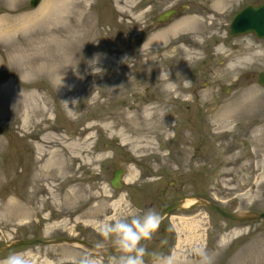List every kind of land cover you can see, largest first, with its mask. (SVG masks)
Returning <instances> with one entry per match:
<instances>
[{"label":"rangeland","instance_id":"1","mask_svg":"<svg viewBox=\"0 0 264 264\" xmlns=\"http://www.w3.org/2000/svg\"><path fill=\"white\" fill-rule=\"evenodd\" d=\"M255 1L0 0V248L31 239L95 245L94 222L129 203L159 213L193 196L230 213L264 212V40L229 35L234 15ZM248 56L262 58L231 66ZM163 73L180 78L173 90ZM57 139L69 145L68 168L43 178ZM119 169L124 185L114 190ZM163 223L166 237L160 226L143 243L149 252L183 258L202 245L215 264H264V220L236 224L202 207ZM20 251L32 264H75L87 252L20 246L0 260Z\"/></svg>","mask_w":264,"mask_h":264},{"label":"clouds","instance_id":"2","mask_svg":"<svg viewBox=\"0 0 264 264\" xmlns=\"http://www.w3.org/2000/svg\"><path fill=\"white\" fill-rule=\"evenodd\" d=\"M94 223L102 239L94 248L79 253L75 264H193L192 257H196L195 264H215L214 254L202 245L193 247L183 258L175 249L169 253L149 252L143 241L151 240L162 224V216L152 208L140 210L129 203L126 213ZM105 241H110L119 255L111 254ZM104 252L110 253L106 259ZM146 256L151 257L150 262ZM0 264H32V260L28 251H20L9 254Z\"/></svg>","mask_w":264,"mask_h":264},{"label":"water","instance_id":"3","mask_svg":"<svg viewBox=\"0 0 264 264\" xmlns=\"http://www.w3.org/2000/svg\"><path fill=\"white\" fill-rule=\"evenodd\" d=\"M39 3V0H32L31 6L36 7ZM175 17V10H170L165 12L164 14L160 15L158 18L159 23H167L172 18ZM230 34L232 36H241L246 34H253L259 39H264V3L259 5H249L243 11L238 13L230 26ZM258 83L264 87V72H262L258 77ZM125 175L124 169L116 170L113 174V178L110 181V184L113 189L120 190L123 187V178ZM191 203V204H190ZM189 204V205H188ZM206 207L219 215L223 216L224 218L228 219L229 221L236 222V223H245L251 222L255 220L264 219V212H242L238 214H230L222 210L218 205L208 202L206 200L197 199V198H187L180 201H176L169 205L165 210H163L160 215L162 216V220L170 216L176 211L183 210V211H192L199 207ZM144 242V241H143ZM80 245L84 249L89 250L94 248L93 245L88 244L81 240H74V239H58V240H26V241H14L10 244H7L0 248V254L19 247V246H31V245H38V246H54V245ZM111 253L116 252L112 249V246H107ZM109 252H104L106 254ZM97 254H100L97 250Z\"/></svg>","mask_w":264,"mask_h":264},{"label":"bare ground","instance_id":"4","mask_svg":"<svg viewBox=\"0 0 264 264\" xmlns=\"http://www.w3.org/2000/svg\"><path fill=\"white\" fill-rule=\"evenodd\" d=\"M183 25L184 24H182V23L175 24L173 26L171 32H173L175 29L177 30L179 27H182ZM169 34H170L169 31H164L161 33L157 32L155 35L152 36V40H154V41L163 40L165 37L169 36ZM262 40H264V39H262ZM257 58L260 59L262 57L261 56L241 57V58H238L236 60H233V63L231 64V66L242 65L245 62H251L252 60H255ZM161 77H162L161 80L163 81V88L167 91L173 90L175 88L174 85L180 79L179 77H177L176 80L172 81L171 78L167 77L166 74H164V73L162 74ZM150 114L151 115H149L147 117H150V120H152L154 118V114L153 113H150ZM164 114L166 115V117L169 116V112L157 111V115H159L161 117H163ZM141 130H142L141 127H136L135 133L141 132ZM51 137L53 138L54 136L51 135ZM48 138H50V136H48ZM143 142L146 143V145L152 143L150 140H144V141L138 140V143H143ZM46 143H49V142H46ZM56 143H58V145H57L58 149H56L55 151H52L50 153L51 157L47 161V166L48 165L52 166V169L49 171L48 174H44L43 178L49 177L50 173H56L57 175H59L60 173H63V171L66 170V168H68L67 163L65 161V158L68 155L69 145L66 142H64L63 140H59V139H57ZM55 157H57V159H54ZM126 180H127V178H126ZM51 192L53 193L54 190L52 189ZM231 237H233L232 234L229 236L223 237L221 239V241L225 242L228 239H230Z\"/></svg>","mask_w":264,"mask_h":264},{"label":"flooded vegetation","instance_id":"5","mask_svg":"<svg viewBox=\"0 0 264 264\" xmlns=\"http://www.w3.org/2000/svg\"><path fill=\"white\" fill-rule=\"evenodd\" d=\"M262 2H264V0H258V1H255V2H253V4L262 3ZM176 9H177V8H176ZM223 90H224V92H225V91H228V88H223ZM187 197H189V196H187ZM198 198H201V197H198ZM161 227H162V235H163V237L165 238V237H166V224H164V223L162 222ZM157 243H158L159 245H162V244H163V242L161 241V239H159ZM164 246H165V245H164ZM146 261H147V260H146Z\"/></svg>","mask_w":264,"mask_h":264}]
</instances>
